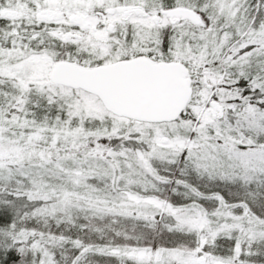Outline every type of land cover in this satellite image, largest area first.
Returning <instances> with one entry per match:
<instances>
[{
	"label": "snow or ice",
	"instance_id": "obj_1",
	"mask_svg": "<svg viewBox=\"0 0 264 264\" xmlns=\"http://www.w3.org/2000/svg\"><path fill=\"white\" fill-rule=\"evenodd\" d=\"M0 264H264V0H0Z\"/></svg>",
	"mask_w": 264,
	"mask_h": 264
}]
</instances>
